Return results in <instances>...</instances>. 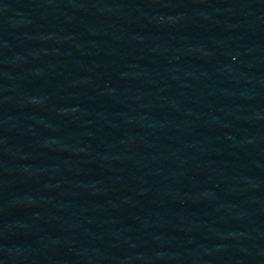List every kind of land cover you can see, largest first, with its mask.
Listing matches in <instances>:
<instances>
[{
  "label": "water",
  "instance_id": "95a60500",
  "mask_svg": "<svg viewBox=\"0 0 264 264\" xmlns=\"http://www.w3.org/2000/svg\"><path fill=\"white\" fill-rule=\"evenodd\" d=\"M0 264H264V0H0Z\"/></svg>",
  "mask_w": 264,
  "mask_h": 264
}]
</instances>
